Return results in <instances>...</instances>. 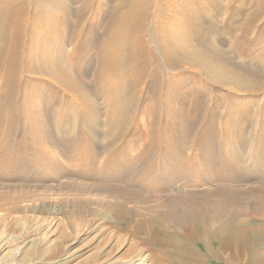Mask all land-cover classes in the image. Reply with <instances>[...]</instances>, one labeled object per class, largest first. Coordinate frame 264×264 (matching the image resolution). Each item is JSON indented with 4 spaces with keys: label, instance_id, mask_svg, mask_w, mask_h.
<instances>
[{
    "label": "rangeland",
    "instance_id": "1",
    "mask_svg": "<svg viewBox=\"0 0 264 264\" xmlns=\"http://www.w3.org/2000/svg\"><path fill=\"white\" fill-rule=\"evenodd\" d=\"M56 1L0 2L1 7L22 2L26 7L22 16L26 26L20 54L12 65V71L17 70L20 77L17 76L15 82L12 80L5 89L7 93L2 90L0 95V245L4 243L3 249L0 246V264H141L142 259L143 264H152L156 245L149 240L146 242L140 223L148 214L144 216L140 212L144 204L137 203L136 206V202H128V195L146 194L148 186L160 185L152 197L154 204L153 199L169 198L178 193V186L185 187L178 183L176 187L168 188L166 173L161 175L162 179H146L144 183L137 180L145 163L153 158L148 154V157L137 158L141 152L152 150L155 154L157 151V160L153 158L149 162L152 168L155 164L164 165V168L169 166L170 155L160 149L159 135L171 128L172 142L179 147L173 133L180 120L195 121L184 151L188 155L193 153L190 161L185 156L190 162L186 171L193 170L192 175L197 172L195 175L202 176V182L195 185L192 176L186 184L199 196L196 200L206 199L204 215L211 214L210 194L217 188H235L239 194L243 193L240 198L244 202L239 205H245L244 215L241 213L238 218L245 217L247 223L260 224L263 229L262 211L251 213L250 205L257 203L253 192L264 187L263 172L253 168L258 164V157L264 155L261 154L264 150V0H218V6L211 0L152 3L149 15L153 5L158 8L159 18L155 25L159 23L161 28L164 25L160 35L166 37L167 47L183 48L186 45L192 51V58L202 59L206 57L207 43L220 44L234 67L221 64L220 71L230 74H227L229 77L220 74L223 78L217 76L215 70L204 73L203 69L195 67L192 68L200 72L183 69L168 74L152 68L143 88L140 86L141 91L137 87H125L132 75L130 69L112 67L104 72L102 63L111 59L107 52L106 60L97 55L103 29L114 11L116 0H71L68 5L67 0H61L60 5L55 4ZM169 2L178 6H173V17L169 16ZM63 14L66 23L75 27L69 31L67 25L66 30L76 35L73 39L75 69H86L81 81L90 89L96 104L90 113L84 111L67 90L53 82L49 84L46 79L52 76L48 75L43 63L57 56L60 41L57 29L64 27L58 16ZM145 25L153 31L157 29L148 17ZM4 28H0V84L7 49V42L1 40V35L7 33ZM167 33L174 34L169 37ZM146 34L144 31V38H147ZM114 48L115 53H126L125 48L117 45ZM212 64H216L215 61ZM53 69L56 73L57 69ZM242 71L249 74L243 75ZM55 73H52L53 77ZM234 79L240 83L244 80L246 88L234 84ZM154 90L161 103L168 100V111L155 102L154 98L157 100L158 96L152 95ZM44 110H48L50 124L46 122ZM156 122L161 126L160 131L153 129ZM144 132L156 140L154 146L141 136ZM258 147L260 152L256 150ZM197 150L199 156L195 154ZM127 160L134 162L130 164ZM193 165L200 167L194 169ZM225 168L226 174L222 170ZM234 173L240 174L241 182H231L229 177ZM209 175L216 177L213 180ZM119 186L128 190L123 192L117 188ZM157 204L156 213L163 214L162 204ZM223 213L219 214L220 222L236 221L229 217L230 214L223 216ZM174 225L177 227L175 222ZM214 229L215 224H211L209 231ZM177 230L186 241L193 242L190 235L182 232L183 228L177 227ZM247 239L248 249L257 247L259 252L264 251L263 244L255 245L251 237L250 241ZM207 240L194 244L201 254V260L196 264H264L247 249L234 247L220 251L216 238ZM189 258L186 257L192 261Z\"/></svg>",
    "mask_w": 264,
    "mask_h": 264
},
{
    "label": "bare ground",
    "instance_id": "2",
    "mask_svg": "<svg viewBox=\"0 0 264 264\" xmlns=\"http://www.w3.org/2000/svg\"><path fill=\"white\" fill-rule=\"evenodd\" d=\"M62 1H66V0H62ZM62 1L58 0V1H56L57 3H55V4L60 5V4H62ZM70 1L71 0H67L66 4H67V2H70ZM0 2H1V0H0ZM116 2H117L116 5L113 7L114 11L110 14L108 22L105 25V28L103 29V33L101 35V40L99 41V45H98L99 53L97 52V55L98 56L100 55V57H103V59L106 60L105 54L107 52V55H109L108 58L111 59V60H109L110 62L105 61L102 63L103 64L102 65V71H104V72H107V69L108 68L111 69L112 67H116V68L117 67H125L126 69H130L132 75H131L129 81L126 83L125 87H127V88L137 87L138 90L141 91L140 86L143 88V84L145 83V79H146V77L149 76L150 69H152V68L155 69L156 72L162 71L165 73L167 72L168 74L178 73L179 71H181L183 69H187L190 71L194 70L195 72L196 71L200 72V71L192 68V67H195L196 69H198V68L203 69L204 73L205 72L208 73V72H211L212 70H215V73L218 74V75L216 74L217 76H219L221 74V75L229 77L230 74L228 72H227V74H229V75H227L226 73L223 74V72L220 71V69H221L220 65L226 64L230 67H232V66L234 67V65L232 64L234 62L227 56L226 52H224V50H222L220 48V44L219 45L215 44L213 46L212 43H210V42L207 43V45L205 47V51H204L206 57H204L202 59L201 58L194 59V58H192V51L189 50V48H187L186 45H185L186 48L185 47L179 48L178 46L176 47L173 45H172L173 47L172 46H169V47L166 46V37H165L166 35L164 36L165 38H162V36L160 35L161 31L163 30L162 29L164 26L163 24H161V25H163L162 28H161V26L159 27V23L156 24L157 29H155L154 31L146 28V25H145V18L146 17H148L149 19L152 20L154 27L156 26L155 20H157L159 10L157 7L155 8V6L153 5V8H152L153 10L151 11L152 13H150V15H149V9H150V6L152 3L158 4L159 0H154V2H151V0H116ZM211 2L218 6V0H211ZM167 4H168L167 7H168L169 13H170L169 14L167 12V14H169V16L171 15L173 17L174 16L173 13L175 11V9H173V6L174 7H178V6H175L173 2H169ZM176 5H177V3H176ZM182 6H184V4ZM178 10H180V9H178ZM25 11H26V7L23 4V2L20 4L17 3L16 5L12 4L9 6H2V7L0 5V16H4V18L0 17V21H1L0 28L1 29H3L4 27L7 28V33L4 32L3 36L1 35V40L3 39L4 42L5 41L7 42V46H6L7 49L5 50L6 56L3 60L4 67L1 66L3 68L2 70L4 72V75L2 73L3 80H2V83L0 84V95L2 94V90L5 91V89L8 88V86L10 84H12V80L15 82L20 77V75L17 73V70H15L14 72L12 71L13 70L12 65H14L17 62V60L19 58L18 55L20 54V48H21L22 37H23L22 35H24V29L26 26V25L25 26L23 25L24 23H23V18H22V16L25 14ZM172 11H173V13H172ZM161 15H163V14H161ZM58 18L61 21V22L59 21L61 23V26L63 24L64 27L63 28L60 27L61 28L60 30L57 29L58 32L55 30L57 32V34L59 33L58 39L60 40V41H58L59 45H58V49H57L58 51L56 53L57 54L56 58L52 59V60L49 58L50 60H48V61L45 60L46 62L43 63L44 64L43 67L47 71L48 75L52 76V77L48 76L49 78L46 77V79L49 80V84H51L53 82L56 86H58L60 88L62 87L65 90H67L69 92V94L71 96H73L81 104L84 111H86V112L89 111V113L93 112L94 108L96 106L94 98L90 92V89L87 87V85H85L81 81L82 80L81 77L84 76L86 69L84 68L85 70L80 71V70H76L75 66H74V58H75L74 56H75V50H76L74 48H76V47H74L75 43L73 44V39H75L76 35H74L75 33L69 32V31H72L75 27H73L72 24L68 25L66 23L68 21H67L66 16L64 14L61 15L60 17L58 16ZM162 18L160 20H162ZM51 22H50V24H51ZM46 23H44V24H46ZM51 25L53 26V24H51ZM67 25L69 26V31H67L68 30ZM46 28H47V26L45 27V29ZM91 31H92V29H91ZM144 31H145V33L147 31V34H146L147 38L143 37ZM165 31H167V30H165ZM25 32H28V31H25ZM167 34L170 35V33H167ZM172 35H170L169 37H172ZM90 36H92V34ZM91 39H92V37H91ZM174 43H175V41H174ZM115 44L117 45V47H120L122 49L125 48L126 53H124V51L119 52V53H115V48H114V47H116ZM167 44H169V43H167ZM108 47H110V48H108ZM103 48H105V49L103 50ZM231 50H232V48H231ZM195 51H196V49H195ZM155 52H156V54H155ZM197 54H199V53H196V55ZM208 61L210 63H208ZM211 61L212 62L215 61L216 64H212ZM53 67H55L57 69L56 73L54 72L55 70L53 69ZM131 69L134 71V74H133ZM229 69H231V68H229ZM0 71H1V69H0ZM242 72H243V75L249 74L246 71H242ZM52 73H55V77H53ZM81 74H83V75L81 76ZM17 76H18V78H17ZM16 78H17V80H16ZM153 79H155V78H153ZM234 80H236V79H234ZM26 81H28V80H26ZM236 81L234 82V84L238 83L241 86V88H244V87L246 88L247 85L245 83H243L244 80L241 83L239 81H237V82ZM223 85H224V83H223ZM125 87H122V88L125 90ZM5 92L7 93V91H5ZM153 93L158 96L157 100H156V98H154V99H155V102L158 103L159 107L160 106L163 107L162 110H165V107H166V109L168 111L169 110L168 106L170 105L167 102L168 100L163 99L164 101H163V103H161L162 101L160 102L161 99L159 97V94H157L156 90H154V92H152V95H153ZM23 102H24V100H23ZM26 103L27 102H25V105L27 106ZM25 105H24V107H26ZM45 108H47V107L45 106ZM47 111L44 110V116H45V118H47V121H46L47 124H50V121L47 117V115L49 113ZM29 112H28V114H29ZM44 116H43V118H44ZM27 117H28V115H27ZM171 121H173V120H171ZM177 122H178V124H177V127L175 128L176 131H175V134L173 133V135L177 136V138L175 139V143H176V141H178L179 147L172 142L173 141L172 140V131L173 130L171 131L170 130L171 128L170 129L166 128L165 132H163V130H162L163 133H160L161 135H159V133H158L159 137L162 138V139L161 138L159 139L160 146H161L160 149H165V152H168L167 155L168 156L170 155V157H168V159H169L168 162H170L169 166L167 168L166 167L164 168V167H162L164 165L158 166L155 164V168H152V164L149 162H151V160L153 158H155V156L158 154L157 151H156L157 154L156 153L154 154V152H152V150L141 152V153L137 154L138 156L136 155L137 158L141 157V156L142 157H148L147 154L152 155L153 158H149V162L145 163V165L143 167V171L137 180L138 181L141 180L142 182L141 181L140 182L144 183L145 181H147L146 179L152 180L154 178L156 180V179L161 178V175L163 173H166V177H167L166 181L168 182V184L166 183V185L168 188H170V187L174 188L178 185V183L179 184L181 183V185L184 184L186 188L184 186H182V187L178 186L179 187V189L177 190L178 193H175L171 197L164 198V199L157 197L158 199H153L155 201L154 204H152V197H154L156 195V192L159 190L158 188L160 187V185L148 184V185H150L146 188L148 195H147V193L145 194L143 192H141V193L136 192L135 194L132 193L133 196H131L132 194L130 196L128 195V197H129L128 202L134 201V202H136V206H137V203H140L142 205L144 204V206L142 207V211H140V212H142L144 216H145V214L146 215L148 214V216H145L144 219L140 220V223H141V226L143 224V229H144L143 235H144V239L146 240V242L149 240L150 242H152L153 245H156V252L154 253L155 255H152V257H153L152 264H196L197 260H201V254L199 252V249H197L198 247H196V245L194 246V244H196L197 241H203L204 243H206V241L208 242L207 239H209V237H212V239L216 238L218 240L219 246H220V251H221V249H231L234 247H237V249L245 250V251L247 249V251L250 252L256 260H258L260 263H264V251L259 252L257 250V247H255V248L252 247V248L248 249V245H247V241H248L247 238H249V241H250V237H251V241H253V244H255V245H262L263 244V248H264V228L262 229L260 224L255 225V224L247 223L248 219L246 220L245 217L244 218H238L241 215V213H242V215H244V211H245L244 203L239 205L240 203L244 202L240 198V196H241L240 194H243V193L239 194L238 192H236L235 188L234 189H228V190H222V189L217 188L212 194H210L211 198L208 199L209 201H211L210 207L208 205V207L211 209V214H209L208 216L204 215L203 210H205V208H203V207L206 206V204H205L206 199L196 200V199H198L196 197H199V196L195 195V192L192 191V188H188L187 186H189V185L186 184V183H190L188 181H190L192 176L195 177L194 179H192V181L194 182L195 185H199V182L202 180V176L200 177V176L195 175L197 172L194 175H192L193 170H190L189 172L186 171V168L188 170V166L190 163V162L188 163V159H189V161L192 160V154L193 153L191 155H188V153L185 154L186 152H184V151H185V147L187 145V141H188V138H189V135L191 132L190 130L192 129V126H194L195 121L180 120ZM156 123L157 124L153 126V129L160 131L159 127H161V126L158 122H156ZM154 124H155V122H154ZM46 126H49V125H46ZM174 127L175 126H173V129H174ZM162 134H163V136H162ZM141 136H143L145 138L146 142L148 144H150L151 147H152V145L154 146L156 144V143L153 144L156 140L153 137L148 136L147 132H144ZM156 138L158 139V137H156ZM237 139H238V137H237ZM191 141H192V139H191ZM195 142L197 143V141H195ZM239 144H241V143H239ZM199 145H200V143H199ZM259 147L256 150H258L260 152ZM262 148H264V147L262 146ZM239 150H241V148H239ZM195 154L198 155V150H197V153H195ZM261 154H264V150L261 152ZM185 156L188 159L185 158ZM127 159H129V158H127ZM155 159L157 160V157ZM255 159H257V158H255ZM136 160H138V159H136ZM237 160H238V158H237ZM257 160H258V164L254 167L252 165V167L255 170H257V169L261 170V172H263V174H264V155L259 156ZM133 162H134V160H131V163L130 162L129 163L133 164ZM145 162H147V161L145 160ZM154 162H156V161H154ZM179 162H181V163L179 164ZM213 163H214V161H213ZM211 164L212 163H210L209 165H211ZM218 165H220V163ZM232 165H234V164H232ZM193 166H195V165H193ZM196 166H197V164H196ZM196 166L194 169H198L200 167V166H198V167H196ZM206 166L207 165L205 164V165H203L204 168H202V167L201 168L205 170ZM211 167H212V165L209 168L210 170H211ZM243 167L244 166H242V169H243ZM245 168H250V167H245ZM222 170L224 172L226 170V168L222 169ZM230 170H231V168H230ZM244 171H245V169H244ZM127 172H124V174L127 175L128 174ZM227 172H231V171L227 170ZM212 175H209V176H211L210 178L213 179L216 177V176L212 177ZM262 177L264 178V175ZM122 178H125V177H122ZM219 178L222 179V177L220 175H219ZM219 178H217V179H219ZM230 178H231V180H232L231 182H233V184H235L237 182H241L240 174L237 175L234 173L233 176L229 177V179ZM204 179L205 178H203V180ZM212 179H211V181H212ZM209 180H208V182H209ZM222 181H224V180L222 179ZM192 185H193V183H192ZM117 188L123 190V192L124 191L126 192L128 190L127 188L121 187V186H119ZM253 193H255L257 195V196L255 195V199L257 200V203L256 202H254L253 204L251 203L250 211H251V213H254V214L257 211H260V212L262 211V214H260V215H264V187L263 188L261 187L260 190H256ZM249 195H250V193H249ZM126 198H127V196H126ZM155 204H157V205L162 204L161 208H163V209L161 211L163 212V214H157L156 213L158 211V209L156 208ZM248 212H246V213H248ZM221 213H223L222 214L223 216L226 214H230L229 217H231L232 220H236V221L230 222V223L220 222L219 219H220ZM142 217H140V218H142ZM174 222L177 224V227L183 228L182 232L184 234L190 235L193 242L186 241L183 237L180 236V233H178L179 230H177V227L174 225ZM211 224H215V229L209 231V226ZM206 234H207V236H206ZM0 246L3 249L4 243H2V245H0ZM135 246H136V244H135ZM186 257L192 258V261L186 259ZM143 261H144V259H142L141 264H143Z\"/></svg>",
    "mask_w": 264,
    "mask_h": 264
}]
</instances>
